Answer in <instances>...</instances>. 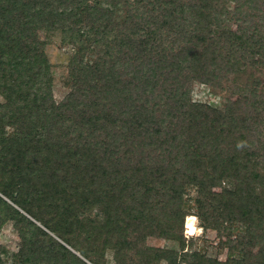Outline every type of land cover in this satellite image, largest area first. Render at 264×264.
<instances>
[{
	"label": "trees",
	"instance_id": "trees-1",
	"mask_svg": "<svg viewBox=\"0 0 264 264\" xmlns=\"http://www.w3.org/2000/svg\"><path fill=\"white\" fill-rule=\"evenodd\" d=\"M11 1L10 11L14 15L12 18L0 16V20L25 34L24 45L8 38L2 42L4 46L0 45V64L6 56L12 61L8 62L11 69L19 72L0 76V93L5 98L0 103V177L3 178L0 191L70 245L81 244L75 228L97 230L99 235L102 230L111 237L116 229L124 228L118 226L114 230L111 224L123 221L126 227L132 224L144 237L165 238L168 231L182 226L185 215L194 214L200 218L203 228L217 229L224 223L226 232L237 233L229 244L228 258L219 261L198 252L180 257L177 250L155 246L149 248L154 260L164 259L166 264H264V195L249 190L253 184L264 191V154L259 157L260 152L245 146L232 150L227 141L229 133L240 129L239 123H249V116L258 113L256 101L248 95L242 102L229 100L224 105L223 119H216L205 112L204 103L191 101L189 90L182 91L179 86L181 96L172 99L173 104L164 102L166 105L160 109L168 119L153 120L154 104L149 105L137 93L141 81L118 88L117 80H109L102 70L96 76L87 77V81L98 83L107 78L108 82L106 86L103 82L101 95L92 98L89 104L74 103L73 92L57 104L48 103L50 80L42 73L46 67L39 65L36 69L25 62V59L35 62L30 58L35 56L36 62L42 63V47L46 43L36 34L31 39L30 27L45 30L64 24L61 28L66 31L64 26H69L66 35L76 47L72 55L75 59L87 44L98 43L109 48L121 42L118 32L114 34L113 27L109 26L106 14L111 9L106 14L96 12L101 0H23L24 10L16 11L14 5L20 0ZM109 1L115 8L130 3V0ZM192 1L190 26L176 25L183 44L179 47L177 62L176 57L169 56L168 70L185 71L188 80L208 81L205 76L209 72L210 56L219 61L232 56L252 57L255 53L264 56V41L217 31L212 6L217 0H160L162 14L167 16L170 5L177 11L176 3L184 11L185 5L189 6ZM234 1L237 5L242 0ZM153 2L157 0L132 1L139 9L148 6L150 10ZM26 6L27 10L32 9L33 15L25 10ZM29 16L41 24L31 23ZM13 19L17 25L12 23ZM133 26L132 33L141 29L138 22ZM152 32L148 29L147 36L139 37L140 47ZM125 34L123 38L129 39V33ZM222 41L230 47L228 55L222 51ZM23 48H27L29 57L19 60L17 56ZM139 52L138 48L136 53ZM244 104L254 106L255 112L246 113ZM40 108L47 112L46 117L40 114ZM6 124L11 126V133H5ZM133 146L139 150L134 151ZM225 178L234 182V186H223L220 194L214 193L213 188L221 186ZM191 188L196 191L194 213H188L191 206L184 196ZM36 197L37 205L34 204ZM80 208L84 213L95 208L100 216H79ZM156 209L161 210L160 217L156 216L158 212L154 213ZM3 211L21 215L34 226L36 237L44 236L38 240L31 237L34 264L60 257L67 264H86L0 195V212ZM44 211L53 212V217L49 218ZM117 243L126 242L116 240L108 244L114 248ZM254 244L258 245V252L245 256V248ZM82 254L93 256L86 246Z\"/></svg>",
	"mask_w": 264,
	"mask_h": 264
},
{
	"label": "rangeland",
	"instance_id": "rangeland-1",
	"mask_svg": "<svg viewBox=\"0 0 264 264\" xmlns=\"http://www.w3.org/2000/svg\"><path fill=\"white\" fill-rule=\"evenodd\" d=\"M133 0L126 6L119 5L115 8L113 3L109 0H101L98 4L99 10L106 14L108 8L109 12L106 14L109 20L110 28L113 27V33L118 32L119 44L108 47L98 43L87 44L83 47L81 52L77 54V58L73 59L72 55L76 52V47L68 40L66 32L69 26H64L66 31L62 30L61 24L54 25L48 29H33L31 26L32 33L30 38L36 36L41 41L46 43L42 47L43 51V62L38 64L37 59L30 57L35 60L26 63L29 66L38 68L41 65L46 69L42 70L50 80V93L48 103L61 102L68 93L73 92V102L80 103V105L89 104L92 98L98 97L103 91L102 84L108 85L107 78H115L117 80L118 88L123 85L130 87L131 84L141 81L142 85L138 89V95L142 96V99L146 100L148 104H154L152 107L155 110V119L167 120L166 114L160 111L164 108V102L173 104L172 99L181 96L179 86L182 91L189 90L188 96L191 101L202 102L205 104V112L212 115L216 119H223L224 117V105L227 101L242 102V98L249 96V99L255 100L254 104L257 106L258 113L253 107H247L245 104L243 108L246 109V113H253L249 116V123H239V130H234L229 133L227 141L229 147L233 150L235 148H251L259 153V157L264 154V56L255 53L252 57L248 55L232 56L225 58L224 61L209 58V72L204 79L191 78L188 80L185 71L182 73L175 72L174 70H168L169 63L171 62L170 57L176 59L180 56L179 47L183 44V37L176 30V25L184 23L190 26V13L194 1L188 3L183 8L184 11H180L178 4L175 6L170 5V10L166 14H162V2L157 0L152 9L147 7L138 8ZM163 1V0H162ZM166 1V0H164ZM129 2V1H128ZM182 2V0H180ZM11 0H0V16L4 18H12L14 15L10 11ZM166 3V2H165ZM11 5V6H10ZM14 8L16 11L24 10L23 0L16 2ZM64 4L58 9L60 10ZM214 8L213 15L218 25L217 31H227L243 36H250L252 40L264 41V0H242L236 5L234 0H217L212 3ZM6 8V10H5ZM134 8H138L134 10ZM25 10L33 15L32 9ZM175 11V12H174ZM113 12V13H112ZM17 15V14H16ZM35 15V14H34ZM33 24H41L37 18L30 19ZM110 16V17H109ZM176 16L178 19L176 20ZM33 17V16H32ZM32 20V21H31ZM164 20V22H162ZM180 21V22H179ZM12 22V21H11ZM138 22L141 29H136L135 33H132L131 29L134 28L133 23ZM17 25V21L13 19L12 22ZM66 25V24H65ZM213 28H215L213 26ZM150 29L154 32L148 34L149 38L142 47H140L138 39L139 37L147 36V30ZM9 27L5 21L0 20V45L4 46L5 38L8 40H18L24 45V39L22 31H16ZM70 32V31H69ZM124 33L129 35V39L123 38ZM125 34V35H126ZM29 39V37H28ZM124 39V41H123ZM30 40V39H29ZM3 42V43H2ZM264 43V42H263ZM222 51L228 55L227 49L230 48L227 42H221ZM106 48V50H105ZM138 48L141 52L136 53ZM27 48H23L17 56L19 60H23V57L27 58L29 55L26 54ZM107 52V53H106ZM109 52V53H108ZM2 51L0 50V55ZM176 54V55H175ZM133 57V58H132ZM73 59V60H72ZM3 63L0 64V76L4 77L6 74L9 76L10 73L18 74L19 72L13 71L11 66L8 65L10 61L6 56L2 57ZM1 61V60H0ZM26 64V65H27ZM98 70H95L94 65ZM176 67V65H172ZM42 69V68H41ZM46 70V71H45ZM108 74L105 81L98 83L87 81L88 75L96 76L100 72ZM168 76V74H170ZM204 78V77H202ZM147 79L152 81L147 82ZM106 82V83H105ZM96 83V84H95ZM150 83V84H149ZM75 87V89H73ZM180 93V94H179ZM119 94V91H117ZM251 100V104H252ZM5 102L4 96L0 93V103ZM257 103V104H256ZM38 107V106H37ZM24 108V107H23ZM22 109V105H21ZM36 109V108H34ZM40 114L46 117L47 112L40 108ZM37 110V109H36ZM173 119V118H172ZM244 125V126H242ZM5 133H11L12 128L6 124L4 127ZM58 134L57 130L54 131ZM69 134V132L67 133ZM73 134V132H72ZM71 134V135H72ZM134 151H138V146H133ZM124 148V147H123ZM126 148V146H125ZM249 150V149H248ZM123 151V149H121ZM131 151V150H130ZM131 154V153H130ZM133 161V160H132ZM131 161V162H132ZM3 178L0 177V185ZM229 179H224L221 186L213 188V192L220 194L221 188L227 187L232 188L234 186ZM1 188V186H0ZM249 190L260 195H264V191L260 188L255 187L253 184L249 187ZM12 192L9 190V194ZM0 195L6 199V201L14 208H17L23 216L30 218L34 224L44 229L56 240L66 245L72 252H75L86 264H166L164 259L154 260L153 256L149 254V248L158 247L163 249H174L177 250L179 256L186 255L189 257L192 252H198L204 254L206 257L217 259L219 261L226 260L228 257L229 244H231L236 237L237 233L231 234L224 230L223 225L219 224L217 229L214 228H203L200 226L201 221L194 214L192 219L195 225L194 233L190 234L187 232L186 221L187 215L183 219L182 226L174 231H168L165 238H156L151 236H143L140 231L135 229L134 226L126 227V223H119L118 225L111 224V227L115 230L118 226L124 228L115 230V235L111 237L105 232L100 230L90 231L86 228H75L80 235V245H70L56 234L51 232L42 222L33 218L27 211L19 207L16 203L12 202L9 196H6L0 191ZM190 202L191 208L188 209V213L195 212L194 198L196 191L194 188L189 189L184 195ZM39 199H34V204L37 205ZM9 210V209H8ZM8 211L0 212V264H34V255L30 252L31 237L43 239L44 236L39 234L36 237L33 231L34 226L28 221L23 219L20 215H13ZM45 212V211H44ZM158 212V213H156ZM161 210L156 209L154 213L156 216H161ZM15 214V213H14ZM49 218L53 217L52 213H46ZM79 216H95L99 215L96 209L93 208L91 211L83 212L80 208L78 209ZM14 216V218H13ZM102 216V215H101ZM241 226V224H238ZM125 240L126 243H117L116 247L112 248L108 243L115 241ZM264 240V239H263ZM128 241V242H127ZM39 245V241L35 242ZM34 243V244H35ZM34 246V245H33ZM81 246V248H80ZM85 246L92 250L93 256H85L82 254V250ZM187 252V253H183ZM258 252V245H249L245 248V256H253ZM186 256V258H187ZM244 257V256H243ZM233 258H235L233 256ZM57 260V261H56ZM156 261V262H155ZM68 261L60 258H56L55 261L47 260L44 264H67ZM73 264V262H70ZM187 264V263H179ZM209 264V263H207Z\"/></svg>",
	"mask_w": 264,
	"mask_h": 264
},
{
	"label": "bare ground",
	"instance_id": "bare-ground-1",
	"mask_svg": "<svg viewBox=\"0 0 264 264\" xmlns=\"http://www.w3.org/2000/svg\"><path fill=\"white\" fill-rule=\"evenodd\" d=\"M194 218H195L194 215L189 214L187 216L186 228H187V232L190 234L194 233V231H195V225L192 221V219H194Z\"/></svg>",
	"mask_w": 264,
	"mask_h": 264
}]
</instances>
